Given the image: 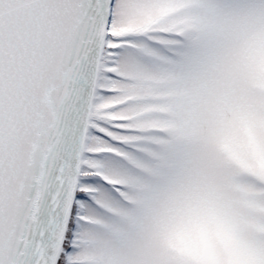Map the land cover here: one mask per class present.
Returning a JSON list of instances; mask_svg holds the SVG:
<instances>
[{
  "label": "snow or ice",
  "instance_id": "1",
  "mask_svg": "<svg viewBox=\"0 0 264 264\" xmlns=\"http://www.w3.org/2000/svg\"><path fill=\"white\" fill-rule=\"evenodd\" d=\"M0 264H264V0H0Z\"/></svg>",
  "mask_w": 264,
  "mask_h": 264
}]
</instances>
